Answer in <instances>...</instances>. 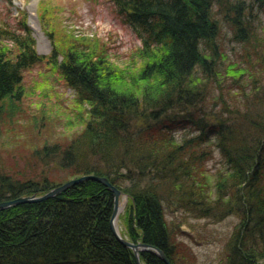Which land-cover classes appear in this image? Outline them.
<instances>
[{
	"label": "trees",
	"instance_id": "obj_1",
	"mask_svg": "<svg viewBox=\"0 0 264 264\" xmlns=\"http://www.w3.org/2000/svg\"><path fill=\"white\" fill-rule=\"evenodd\" d=\"M115 1L142 42L141 76L155 77L157 89L115 85L108 61L80 42L39 54L25 18L18 30L0 27V112L20 104L24 71L46 63L87 113L69 140L43 138L38 127L29 133L42 143L31 139L26 151V165L44 167L36 174L0 154V202L44 194L67 180L43 178L46 170L65 171L68 179L107 177L128 196L122 235L159 248L170 264L197 259L178 240L182 224L169 221L168 210L215 222L238 217L220 264H264V0ZM227 31L242 46L245 66L220 71L229 57ZM222 73L231 79L227 86ZM42 116L29 123L41 129ZM215 152L224 169L210 184ZM112 212V192L95 180L2 209L0 264H137L111 230ZM140 259L168 264L150 251Z\"/></svg>",
	"mask_w": 264,
	"mask_h": 264
},
{
	"label": "rangeland",
	"instance_id": "obj_2",
	"mask_svg": "<svg viewBox=\"0 0 264 264\" xmlns=\"http://www.w3.org/2000/svg\"><path fill=\"white\" fill-rule=\"evenodd\" d=\"M23 18L36 41V51L39 54L49 57L54 49L67 51L69 43L80 42L94 53L96 59L104 57L108 61V66L114 71L115 85L137 92L147 85L157 89L155 77L144 80L141 76V65L147 59L141 53L142 42L124 22L114 0H0V27L8 26L18 30L19 21ZM49 26L54 30L53 36L50 35ZM227 32L223 46L229 57L223 61L220 71L224 67L236 69L238 64V67L245 66L241 60L244 51L242 46L233 42L229 31ZM60 56L59 60H62V54ZM224 74L220 80L227 86L231 79H226V82ZM23 75V96L20 104L15 106L10 102L0 112V116L3 117H0V151H4L0 154L10 159V164L16 168L24 167L26 173L31 174L35 171L36 174L44 170V167L38 162L36 165L29 163L26 165V151L32 144L31 139L36 145L42 143L40 137L31 136L29 133L32 131L35 134L38 127V131L44 134L43 138L69 140L80 132L87 113L84 111L85 106L78 101L76 92L67 85L53 65L38 64L25 70ZM43 112L46 113L45 116H42ZM41 116L44 121L38 122L40 126L44 124L41 129L29 123L30 119ZM207 168L212 175H207L209 182L213 184L217 180L213 174L224 169L218 152L214 153ZM45 172L43 178L52 175L51 181L57 183L65 179L70 180L67 172L59 169ZM120 205L122 210L117 224L123 229L122 217L129 206L128 200L125 201L122 197ZM168 220L182 224L181 230L184 233L178 240L192 249L197 264H220L224 244L235 225L239 223L236 216L215 222L174 210H168Z\"/></svg>",
	"mask_w": 264,
	"mask_h": 264
},
{
	"label": "water",
	"instance_id": "obj_3",
	"mask_svg": "<svg viewBox=\"0 0 264 264\" xmlns=\"http://www.w3.org/2000/svg\"><path fill=\"white\" fill-rule=\"evenodd\" d=\"M86 180H95L97 182H100L112 192V195H113V212H112V216L110 219L111 230H112L114 236L125 247L132 249V251L134 252L137 264H142L141 259H140V254L144 251L153 252L156 255H158L162 260H164L165 262L170 264L168 262V259L165 256L164 252H162L159 248H157L153 245L147 244V243L130 242L128 239H126L125 237H123L121 235L120 230H119V226L117 224L118 216L122 210V206L120 205V200L122 197H124V199L126 201V200H128V196L121 189H119L118 187L113 185L107 177H101V176H96V175H82L80 177L70 179V180L54 187L53 189H51L50 191H48L44 194L19 196L15 199H12L9 201L0 202V210L8 208V207L16 206V205H19L22 203L39 202V201L54 197V196L64 192L66 189L71 188L74 185L80 184Z\"/></svg>",
	"mask_w": 264,
	"mask_h": 264
},
{
	"label": "bare ground",
	"instance_id": "obj_4",
	"mask_svg": "<svg viewBox=\"0 0 264 264\" xmlns=\"http://www.w3.org/2000/svg\"><path fill=\"white\" fill-rule=\"evenodd\" d=\"M73 179V178H72Z\"/></svg>",
	"mask_w": 264,
	"mask_h": 264
}]
</instances>
